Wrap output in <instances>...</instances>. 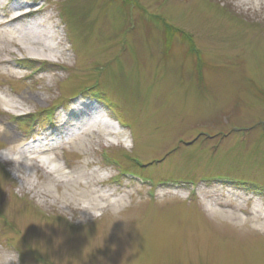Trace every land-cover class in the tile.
I'll return each instance as SVG.
<instances>
[{
  "label": "rangeland",
  "instance_id": "rangeland-1",
  "mask_svg": "<svg viewBox=\"0 0 264 264\" xmlns=\"http://www.w3.org/2000/svg\"><path fill=\"white\" fill-rule=\"evenodd\" d=\"M23 1L45 5L52 50L0 40V59L65 69L22 79L0 64V248L19 264H264V199L210 185L264 191V0ZM93 90L121 132L92 127L45 157L23 154L47 110Z\"/></svg>",
  "mask_w": 264,
  "mask_h": 264
},
{
  "label": "bare ground",
  "instance_id": "bare-ground-1",
  "mask_svg": "<svg viewBox=\"0 0 264 264\" xmlns=\"http://www.w3.org/2000/svg\"><path fill=\"white\" fill-rule=\"evenodd\" d=\"M25 3L26 2L23 0H16L13 2H10V0H0V40L6 41L12 39L13 45L18 51L24 50L30 44L40 46L42 51L32 52L27 49L30 53L28 56H43L45 51L52 50L47 40L52 37L50 32L53 30V27L51 28L50 25L46 24V18H29V16L26 15H15L17 9L26 5ZM9 62L5 61V59H0V64L6 66V68H4L5 70H11L18 75V78H23L24 76H21V74L19 75L18 63H14L12 65L14 69H12L7 65L12 64L13 61L11 63ZM8 107L11 109L13 108L11 112L15 114H24L22 108H17L13 105H8ZM84 107L87 106L76 108L77 110L70 112L71 114L64 122V125H67L66 130L72 131V134H74L75 130L77 132L86 131L97 124L93 112L89 108L83 109ZM60 126L63 128V124H60L59 127ZM59 127L57 129H59ZM107 127L109 128L110 126ZM66 130L64 129L63 131L65 132ZM20 137L21 134H13L11 138L7 140H18ZM127 145L130 146L129 143ZM26 149L27 151H23V154L33 151L30 147ZM252 217H254V215Z\"/></svg>",
  "mask_w": 264,
  "mask_h": 264
},
{
  "label": "clouds",
  "instance_id": "clouds-1",
  "mask_svg": "<svg viewBox=\"0 0 264 264\" xmlns=\"http://www.w3.org/2000/svg\"><path fill=\"white\" fill-rule=\"evenodd\" d=\"M0 264H19V251L12 248H0Z\"/></svg>",
  "mask_w": 264,
  "mask_h": 264
}]
</instances>
